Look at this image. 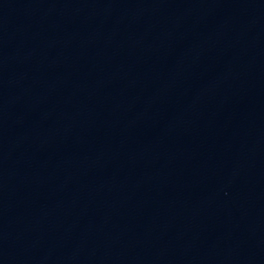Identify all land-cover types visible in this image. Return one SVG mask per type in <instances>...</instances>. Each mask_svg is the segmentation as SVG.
Returning <instances> with one entry per match:
<instances>
[{
    "label": "water",
    "instance_id": "obj_1",
    "mask_svg": "<svg viewBox=\"0 0 264 264\" xmlns=\"http://www.w3.org/2000/svg\"><path fill=\"white\" fill-rule=\"evenodd\" d=\"M0 264H264V150L0 6Z\"/></svg>",
    "mask_w": 264,
    "mask_h": 264
}]
</instances>
